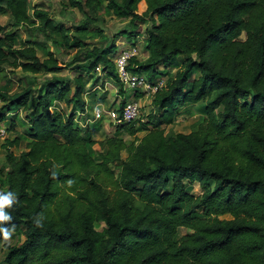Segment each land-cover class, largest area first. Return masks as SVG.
<instances>
[{
	"label": "trees",
	"instance_id": "16d2710c",
	"mask_svg": "<svg viewBox=\"0 0 264 264\" xmlns=\"http://www.w3.org/2000/svg\"><path fill=\"white\" fill-rule=\"evenodd\" d=\"M140 1L68 0L93 15L104 9L129 18V41L144 25L147 57L130 59L132 73L154 81L160 65L183 56L145 120L114 126L128 135L144 131L135 142L112 135L95 162L89 152L98 121L83 134L72 114L50 109L56 100L85 112V75L120 85L113 40L73 67V86L54 75L36 96L30 86L0 93V123L14 107L30 110L26 150L9 152L0 176V195L15 197L4 209L12 219L0 227L14 225L24 237L5 245L4 264H264V0H144L139 12ZM0 2L14 21L34 25L36 18L43 34L56 33L51 39L67 48L82 43L93 21L87 16L74 27L79 35L69 36L30 0ZM15 38L0 25V66L34 74L62 69L51 51L40 59L33 46L16 47ZM197 102L204 115L188 133L165 132L178 107ZM194 182L202 188L197 196L187 190ZM180 227L186 233L177 237Z\"/></svg>",
	"mask_w": 264,
	"mask_h": 264
},
{
	"label": "rangeland",
	"instance_id": "374dc122",
	"mask_svg": "<svg viewBox=\"0 0 264 264\" xmlns=\"http://www.w3.org/2000/svg\"><path fill=\"white\" fill-rule=\"evenodd\" d=\"M104 4L105 2L102 1V5ZM30 5H35L36 8L46 11L56 23H61L64 27L68 28L69 36L79 35L74 27L87 16L93 17V21L86 27L85 34L82 36V43L79 46L67 48L58 45L57 41L55 42L51 39V37H57L56 33H50L51 36L43 34L36 27L38 25L36 18L34 25L17 23L8 11H0V25L5 31H13L15 33L14 45L16 47L31 45L40 59L46 58L48 52L51 51L56 59L64 64L58 72L45 73L41 71L34 74L24 72L19 67H13L9 63H5L0 66V93H14L30 86L32 89L31 95L36 96L43 92L45 80L54 75L63 77L65 81L73 86L74 76L79 73V70H74L73 67L76 64L83 63L95 49L104 47L105 43L111 40L117 46L115 54L120 48L128 47L132 44V46H136L137 48L136 57L138 60L142 61L147 57V53L143 49L144 36L142 32L144 25H140L137 39L129 41L125 38L126 31L129 29V18L118 17L104 9H101L98 14L93 15L87 9L79 10L77 7L70 5L68 0H30ZM0 6H3L2 2H0ZM145 8V1L141 0L137 4V10L142 12ZM182 62L183 56H177L173 59V64L169 68H163L160 65L158 67L160 72L154 80H163L165 82L180 67ZM196 76L197 74L193 75V77ZM102 78L97 72L91 73L88 76L85 75L84 80L86 85L83 94L86 103L85 112H81L77 107H74L73 103L67 105L64 102L56 100L52 102L51 111L64 113L65 115L72 114L76 124L83 129V134L85 133L84 130L87 129V125L93 124L87 122V119L91 117V111L95 109V105L98 103L104 107H109L113 104L119 105L121 99H136L140 105L139 117H142L144 120V117L153 111V97L145 96L138 91H127L121 84L116 85V83ZM4 103L5 100L0 96V106ZM29 115L30 110L14 107L0 123V128L4 129V134L0 135V176L8 168L6 155L9 152L19 155L20 152L26 150V144L29 141L27 136L30 127L28 122ZM202 115H204L203 102L186 103L176 109V117L172 124L164 127L165 132L188 133L192 123ZM11 123H14L12 129L10 128ZM114 129V126L106 118L98 121V127L95 126L93 128L91 137L93 144L90 146L89 154L95 162L99 161L98 154L106 138L115 135L123 138L126 144H129L135 142L136 139H139L145 133L144 131H136L135 134L128 135L125 128L120 131H114ZM126 155V152H123L121 157L125 158ZM116 163L112 162L108 164L109 169L114 173L113 179H115L119 171L118 163ZM113 181L106 180L105 184L109 188H113L115 186ZM187 190L195 196L202 192V188L197 182L187 185ZM220 218H230V216L222 215ZM97 228H100V226L98 225ZM185 233L186 229L180 227L177 237ZM23 239V235L13 232L10 240L0 242V264H4L5 245H19Z\"/></svg>",
	"mask_w": 264,
	"mask_h": 264
},
{
	"label": "built area",
	"instance_id": "2783aa9c",
	"mask_svg": "<svg viewBox=\"0 0 264 264\" xmlns=\"http://www.w3.org/2000/svg\"><path fill=\"white\" fill-rule=\"evenodd\" d=\"M136 46L120 48L115 54L113 62L120 84L127 91H138L145 96L153 97L154 94L164 85L163 80L150 81L145 75L132 73L128 69L129 61L137 55ZM98 70V68H97ZM121 99L119 105L104 107L100 103L95 105L91 111V117L87 122L94 123L106 118L113 126L132 122L139 118L140 105L136 99ZM4 134V129L0 128V135Z\"/></svg>",
	"mask_w": 264,
	"mask_h": 264
},
{
	"label": "clouds",
	"instance_id": "9594fccd",
	"mask_svg": "<svg viewBox=\"0 0 264 264\" xmlns=\"http://www.w3.org/2000/svg\"><path fill=\"white\" fill-rule=\"evenodd\" d=\"M14 202H15V197L12 193L9 192L7 194L0 195V224H4L11 221L12 217L7 212H5L4 209L6 207H11ZM42 220H43L42 214L34 218V223L36 224L37 227L43 226ZM13 231H14V225L11 228L0 227V236H2L3 240L6 242L10 240Z\"/></svg>",
	"mask_w": 264,
	"mask_h": 264
}]
</instances>
